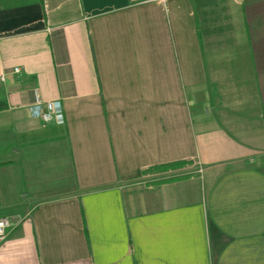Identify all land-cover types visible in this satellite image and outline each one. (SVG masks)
<instances>
[{"label":"crops","instance_id":"obj_1","mask_svg":"<svg viewBox=\"0 0 264 264\" xmlns=\"http://www.w3.org/2000/svg\"><path fill=\"white\" fill-rule=\"evenodd\" d=\"M1 73L0 264H264V0H0Z\"/></svg>","mask_w":264,"mask_h":264},{"label":"built area","instance_id":"obj_2","mask_svg":"<svg viewBox=\"0 0 264 264\" xmlns=\"http://www.w3.org/2000/svg\"><path fill=\"white\" fill-rule=\"evenodd\" d=\"M167 0H131L132 3L152 2L165 4ZM12 72H18L17 67L12 68ZM4 81V73L0 74V83ZM31 115L37 118L42 124H63L64 116L62 106L59 100L41 101L36 98L31 107ZM9 219L5 216L0 217V241L5 237L6 230L9 227Z\"/></svg>","mask_w":264,"mask_h":264},{"label":"trees","instance_id":"obj_3","mask_svg":"<svg viewBox=\"0 0 264 264\" xmlns=\"http://www.w3.org/2000/svg\"><path fill=\"white\" fill-rule=\"evenodd\" d=\"M3 108V104H0V109ZM172 165V164H171Z\"/></svg>","mask_w":264,"mask_h":264}]
</instances>
